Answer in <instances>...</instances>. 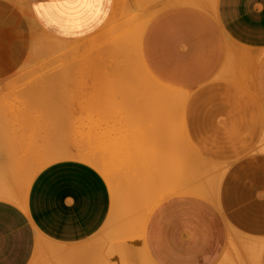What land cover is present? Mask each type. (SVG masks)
Listing matches in <instances>:
<instances>
[{"label": "crops", "instance_id": "crops-1", "mask_svg": "<svg viewBox=\"0 0 264 264\" xmlns=\"http://www.w3.org/2000/svg\"><path fill=\"white\" fill-rule=\"evenodd\" d=\"M146 1L138 9L137 0H123L119 13L131 28L143 23L139 57L156 87L176 99L192 96L177 101L190 110V138L211 139L212 126L244 124V114L248 120L264 111V0ZM31 8L53 38L79 42L105 26L116 4L32 0ZM16 72L0 69V91ZM47 91L56 92V86H44ZM58 92L61 102L43 101L42 137L0 129V264H264V157L233 164L223 187L234 233L255 240L240 238L248 258L231 255L222 213L195 197L159 204L137 236L135 228L114 220L111 189L99 168L76 159L88 155L79 144L82 102L65 103L62 84ZM54 115L58 138L47 130ZM218 134L222 140V127ZM51 140L71 158L42 166L35 158L47 154Z\"/></svg>", "mask_w": 264, "mask_h": 264}, {"label": "rangeland", "instance_id": "rangeland-1", "mask_svg": "<svg viewBox=\"0 0 264 264\" xmlns=\"http://www.w3.org/2000/svg\"><path fill=\"white\" fill-rule=\"evenodd\" d=\"M122 1L115 0V13L101 30L74 42L59 41L44 31L33 18L32 0H0V69L17 71L1 83L5 87L0 91V118L8 119L0 124V129L42 137L43 101H59L58 85L63 83L62 100L82 102L79 144L88 155L76 159L95 165L106 178L118 225L124 223L125 229L135 228L140 236L146 220L159 204L174 197L203 199L222 213L228 226L231 255L248 258L240 238L255 240L234 233L229 212L222 204L223 187L233 164L264 157V111L254 112L257 118L248 119L253 123H245L248 120L244 114V124L212 126L211 139L190 138L187 134L191 126L190 110L186 103L181 105L177 101H187L192 96L156 97L159 88L137 65L138 33L143 23L140 21L131 28L130 20L122 19L119 13ZM137 4L138 9L148 6L146 0H137ZM132 67L136 77H130L131 80L126 74ZM44 86L47 89L56 86V92L45 93ZM54 121L47 126L51 138L58 136H55L58 120L56 124ZM70 127L67 126L68 131L73 132L74 126ZM220 127L222 140L217 139ZM53 143L51 140L45 156L35 158L42 166L71 158L59 150L57 141ZM202 169L205 171L200 173ZM197 189H203L208 196L196 194Z\"/></svg>", "mask_w": 264, "mask_h": 264}, {"label": "bare ground", "instance_id": "bare-ground-1", "mask_svg": "<svg viewBox=\"0 0 264 264\" xmlns=\"http://www.w3.org/2000/svg\"><path fill=\"white\" fill-rule=\"evenodd\" d=\"M140 5V4H139ZM143 31H144V27L143 26H141L140 28H139V32L140 33H138V38H139V42H138V44L140 45V40H141V37H142V35H143ZM91 40V39H90ZM89 41V40H88ZM88 45H89V43H88ZM80 46V45H79ZM79 46H78V48H79ZM77 49V48H76ZM80 49V48H79ZM90 50V49H89ZM77 51H78V49H77ZM88 51V50H87ZM137 54H138V56H139V47H138V49H137ZM72 53H74V52H72ZM79 54V53H78ZM88 58V57H87ZM137 59L140 61V57H137ZM80 61V60H79ZM84 61H86V60H84ZM81 63V62H80ZM137 65H139L140 66V69H141V71L143 72V74H145V76L147 77V78H150V75L147 73V71L145 70V68H144V66L142 65V63H141V61L139 62V63H137ZM81 67V66H80ZM92 67H94V66H92ZM121 68H122V66H121ZM125 68V67H124ZM134 68L132 67L131 68V72L130 73H128V75L126 74V76L127 77H129V79H131V78H133V77H136V71H134L133 70ZM79 70V69H78ZM89 70V69H88ZM124 70V69H123ZM79 72V71H78ZM77 72V73H78ZM86 73V72H85ZM70 74V73H69ZM68 74V75H69ZM73 74V73H72ZM84 74V73H83ZM76 75V74H75ZM90 75V74H89ZM71 76V75H70ZM84 77V76H83ZM131 77V78H130ZM88 78V77H87ZM76 80V79H75ZM132 80V79H131ZM134 80V79H133ZM73 81V80H72ZM75 82V81H74ZM84 82V81H83ZM155 82V81H154ZM82 83V82H81ZM63 84V83H62ZM74 86V85H73ZM157 86V85H156ZM159 86V85H158ZM76 87V86H75ZM159 88V90H156V91H158L159 93L157 94V97H159V98H166V97H169L168 96V92L164 89V88H162V87H158ZM72 91V90H71ZM71 91H69V92H71ZM59 94V93H58ZM64 94V93H63ZM70 94V93H69ZM68 94V95H69ZM73 94V93H72ZM43 95V94H42ZM179 95H181V94H179ZM63 96H65V94L63 95ZM61 97V96H60ZM59 97V98H60ZM171 97H172V95H171ZM173 97H175V96H173ZM46 98V97H45ZM77 99V98H76ZM167 100H169V98L167 99ZM60 101V100H59ZM64 101V100H63ZM70 101V100H69ZM74 101V100H73ZM61 102V101H60ZM70 103V102H69ZM76 103V102H75ZM139 104V103H138ZM143 105V104H142ZM144 107V106H143ZM140 108V107H139ZM64 109V108H63ZM71 109V108H70ZM139 110V109H138ZM141 110V109H140ZM144 110V109H143ZM130 111H131V109H130ZM145 111V110H144ZM59 112V111H58ZM62 112V111H61ZM143 113V112H142ZM146 113V112H145ZM59 114V113H58ZM149 114H151V113H149ZM67 115V114H66ZM50 116H51V114H50ZM149 116V115H148ZM59 117V116H58ZM53 118V117H52ZM51 118V119H52ZM50 119V118H49ZM54 119H55V115H54ZM54 119H52V122L50 121V123H53V121H54ZM145 119V118H144ZM150 119V118H149ZM57 120H58V118H57ZM57 120H55V121H57ZM61 120V119H60ZM141 120V119H140ZM146 120V119H145ZM55 121H54V123H55ZM153 121V120H152ZM64 122V121H63ZM58 123V122H57ZM61 123H62V120H61ZM143 123H144V121H143ZM56 124V123H55ZM159 124H161V123H159ZM54 125V124H53ZM145 125V124H144ZM143 125V126H144ZM150 125V124H149ZM148 125V126H149ZM59 126V125H58ZM58 126H56V131H54V132H56V134H55V136L57 135V133H58V131L60 130H57V128H58ZM160 128V127H159ZM51 129H52V127H51ZM153 130V129H152ZM162 130V129H161ZM52 131V130H51ZM144 132V131H143ZM135 133V132H134ZM147 133V132H146ZM59 134H60V132H59ZM59 136V135H58ZM158 136V135H157ZM155 137V136H154ZM56 138V137H55ZM58 138V137H57ZM59 140V139H58ZM161 140H164V139H160V141ZM56 141V140H55ZM143 141V140H142ZM148 141V140H147ZM165 142V141H164ZM56 143V142H55ZM54 143V144H55ZM149 144V143H148ZM147 144V145H148ZM162 144V143H161ZM163 144H165V143H163ZM130 145V144H129ZM150 145V144H149ZM56 147V146H55ZM153 147H155V146H153ZM157 147V146H156ZM162 148H163V146H162ZM133 149V148H132ZM147 149V148H146ZM131 150V149H130ZM52 151V150H51ZM144 151V150H143ZM149 151V150H148ZM151 151V150H150ZM164 151V150H163ZM168 151V150H167ZM165 152V151H164ZM53 153V152H52ZM145 153H147V152H145ZM155 153V152H154ZM162 153V152H161ZM160 153V154H161ZM144 154V153H143ZM157 154H158V152H157ZM156 154V155H157ZM46 155V154H45ZM151 155V154H150ZM162 155V154H161ZM164 155V154H163ZM152 156V155H151ZM167 156V155H166ZM159 157V156H158ZM157 157V158H158ZM164 157H165V155H164ZM142 159V158H141ZM152 160V159H151ZM156 160V159H155ZM159 161H160V158L158 159ZM156 165V164H155ZM159 165V164H158ZM201 167V166H200ZM127 176V175H126ZM153 183V182H152ZM132 189V188H131ZM135 202V201H134ZM132 204V203H131ZM135 205H138V203L137 204H135ZM135 205H133V206H135ZM137 207V206H136ZM131 209V208H130ZM134 209V208H133ZM133 209H132V211H133ZM132 225H133V223H132ZM135 230V229H134ZM129 236V235H128ZM131 236H133V235H131ZM104 246V245H103ZM121 247H122V245H121ZM122 249V248H121ZM114 250V249H113ZM105 251V250H104ZM121 252V251H120ZM261 253V252H260ZM251 254V256H252V258L253 259H255V260H257V258H258V256H259V254L256 252L255 254H254V252H252V253H250ZM122 257V256H121ZM127 258V257H126ZM122 259V258H121ZM120 259V260H121ZM123 259H124V257H123ZM128 259V258H127ZM127 259H125V261L127 260ZM120 260H118V261H120ZM129 261V260H128ZM127 261V262H128ZM125 263L124 262V264H128V263H130L131 261H129L128 263ZM148 262H150V261H140L139 259H136V260H134L133 262H132V264H144V263H148ZM100 264V263H99ZM120 264H122V263H120ZM131 264V263H130ZM258 264V263H257Z\"/></svg>", "mask_w": 264, "mask_h": 264}]
</instances>
